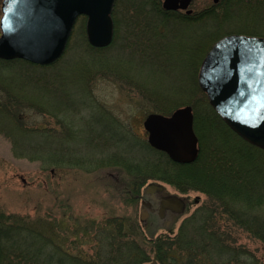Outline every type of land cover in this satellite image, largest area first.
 I'll return each mask as SVG.
<instances>
[{
	"label": "rangeland",
	"instance_id": "obj_1",
	"mask_svg": "<svg viewBox=\"0 0 264 264\" xmlns=\"http://www.w3.org/2000/svg\"><path fill=\"white\" fill-rule=\"evenodd\" d=\"M144 1L148 4L143 6L144 11H152L149 2ZM141 2L115 0L111 17H115L119 27L117 37L113 33L106 47L90 46L85 35V18L79 16L63 54L49 64H53L52 68L0 67V125L15 136L12 139L0 133V214L27 217L38 229L58 226L69 236L73 234L69 241L75 238L87 252L96 240V229H85L91 221L123 217L138 227V238L174 237L183 220L198 207L213 209L206 205L207 196L196 189L180 192L171 184L148 180L144 187L149 183L162 184L170 192L185 194L190 206L169 229L147 227L139 219V203L129 201L128 193L123 192L126 172L111 158L126 155L138 137L147 142L143 121L148 114L170 115L174 109L186 105L191 106L194 114L201 90L197 83L200 62L220 37L230 34L264 37V3L238 1L224 20L214 17L185 22L169 21L153 12L143 16L136 8ZM210 4L211 0H195L190 8L198 11ZM39 75L52 85L48 98L41 96L43 88L34 82ZM13 79L16 82L11 88ZM22 91H27L26 97ZM38 104L45 105L43 112ZM7 113L15 115L9 117ZM205 116L197 114V129L196 118L193 119L199 149L202 145L207 149L212 136L227 138L218 127L209 125ZM18 127L25 129V133L15 132ZM40 129L49 130L52 135L54 160L78 164L49 165L17 157L13 151L16 141L20 145H39V149L49 145L50 139L27 133ZM131 148L135 155L145 156L140 147ZM219 219L222 231L226 232L228 227L226 236L257 257L264 256V246L258 240L223 224L224 217ZM176 255L183 262L191 258L188 254ZM152 261L153 258L145 264Z\"/></svg>",
	"mask_w": 264,
	"mask_h": 264
},
{
	"label": "trees",
	"instance_id": "obj_2",
	"mask_svg": "<svg viewBox=\"0 0 264 264\" xmlns=\"http://www.w3.org/2000/svg\"><path fill=\"white\" fill-rule=\"evenodd\" d=\"M147 2L152 6V11H144L146 8L143 6L148 5L144 0L136 7L137 12L143 16L146 12H153L169 21L215 19L211 15L195 19L180 16L171 11L165 12L159 0H147ZM112 19L115 38L119 26L115 17ZM151 33L153 34L152 31ZM1 66L36 67L43 70L52 68L53 64L42 66L22 59H0ZM15 82L16 80L13 79L14 85L12 84L11 88L15 86ZM34 82L43 88L42 97L48 98L52 95L53 90L50 89L52 85L50 87L48 81L42 79L40 75ZM22 93L26 97L27 91ZM198 102L199 107H194L193 114V119L196 118L194 120L196 129L197 114H205L203 118L208 121L207 123L218 127L227 138L210 135L212 136L210 144L207 149H204L203 145L200 147L198 158L194 162L176 163L140 137L136 138L135 146L140 147L138 149L144 152L145 156L135 155L131 148L135 146L132 145L128 147L126 155L122 153L116 156V160L114 157L111 159L128 176L123 192L128 193L129 201L135 202L146 182L153 180L171 184L180 192L189 189L202 192L208 198L206 205L213 206L212 210L206 211L203 205L198 207L183 220L174 237L159 235L149 239L138 238V227L123 217H108L96 223L95 220L91 221L85 229H96L94 231L96 240L89 252L84 251L75 238L69 241V237L73 234L70 233L69 236L66 230L63 231L58 226L52 228L46 225V229H38L27 217L2 213L0 214V264H145L150 263L152 258L155 264H264V256L257 257L251 250L237 244L236 240L226 236L228 227H225L226 232H224L219 225V216H222L223 224L247 232L251 238L258 240L264 246V151L238 137L211 108L206 95L201 90ZM37 106L41 112L45 109V105ZM200 110L203 112L201 113ZM6 115L13 117L15 114ZM204 126L207 128L208 125ZM71 130L75 131V129ZM19 131L25 133V129L22 130L20 127L15 132ZM0 133L11 136L12 139L15 137H12L11 133L1 125ZM27 133L50 139V143L45 149H39V145H20L16 141L13 151L17 157H28L30 160H39L42 164L49 165L78 164L72 163L74 161L71 160L62 163L61 160L53 159L52 153L56 149L49 130L40 129ZM46 158L50 159L45 161ZM189 231H193L191 236H188ZM179 253L181 256L188 254L191 258L186 257L188 261L183 262L176 255Z\"/></svg>",
	"mask_w": 264,
	"mask_h": 264
},
{
	"label": "water",
	"instance_id": "obj_3",
	"mask_svg": "<svg viewBox=\"0 0 264 264\" xmlns=\"http://www.w3.org/2000/svg\"><path fill=\"white\" fill-rule=\"evenodd\" d=\"M166 11L185 9L191 0H161ZM115 0H2L0 59H22L49 65L63 54L79 16L85 17L90 46L101 48L113 38ZM197 83L209 105L243 141L264 150V37L230 34L218 39L204 55ZM148 144L180 164L199 153L189 105L170 115L151 113L143 121ZM162 186L150 183L144 193ZM177 213L184 203L170 196ZM151 264H155L153 260Z\"/></svg>",
	"mask_w": 264,
	"mask_h": 264
},
{
	"label": "flooded vegetation",
	"instance_id": "obj_4",
	"mask_svg": "<svg viewBox=\"0 0 264 264\" xmlns=\"http://www.w3.org/2000/svg\"><path fill=\"white\" fill-rule=\"evenodd\" d=\"M195 0H191L185 9H177L171 12L178 13L180 16H188L198 18L204 15H211L212 17H219L221 20L226 18L228 10L231 9L234 2H253V3H264V0H211V4L208 7H204L198 11H194L190 8V5ZM2 2V0H0ZM160 5H162V1L159 0ZM246 4V3H245ZM261 6V5H260ZM162 7V6H161ZM264 7V6H262ZM170 12V11H165ZM170 196H178L183 200L184 208L182 212L177 213L173 205L172 200H166ZM136 201L139 203L141 207V213L139 218L141 222L147 227H162L165 229H169L175 219L182 216L189 208L190 201L185 194H181L179 192H170L163 186L162 190H158L157 188H152L148 193L144 194L142 191L137 197ZM197 203V200H194V204Z\"/></svg>",
	"mask_w": 264,
	"mask_h": 264
}]
</instances>
